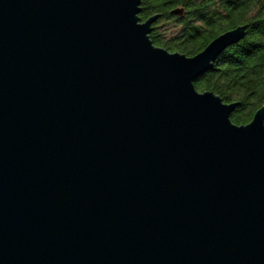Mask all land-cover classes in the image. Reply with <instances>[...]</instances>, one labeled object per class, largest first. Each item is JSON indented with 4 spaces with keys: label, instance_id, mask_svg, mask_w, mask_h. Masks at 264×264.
Returning <instances> with one entry per match:
<instances>
[{
    "label": "water",
    "instance_id": "1",
    "mask_svg": "<svg viewBox=\"0 0 264 264\" xmlns=\"http://www.w3.org/2000/svg\"><path fill=\"white\" fill-rule=\"evenodd\" d=\"M140 3L0 0V264H264V110L193 85L246 27L188 57Z\"/></svg>",
    "mask_w": 264,
    "mask_h": 264
},
{
    "label": "trees",
    "instance_id": "2",
    "mask_svg": "<svg viewBox=\"0 0 264 264\" xmlns=\"http://www.w3.org/2000/svg\"><path fill=\"white\" fill-rule=\"evenodd\" d=\"M182 7L181 18L170 11ZM158 15L149 38L169 52L194 56L218 35L245 26L244 37L228 46L193 85L211 91L226 104H237L230 114L236 125L248 124L264 110V0H141L140 21ZM171 30L161 29V22Z\"/></svg>",
    "mask_w": 264,
    "mask_h": 264
},
{
    "label": "rangeland",
    "instance_id": "3",
    "mask_svg": "<svg viewBox=\"0 0 264 264\" xmlns=\"http://www.w3.org/2000/svg\"><path fill=\"white\" fill-rule=\"evenodd\" d=\"M160 24H161L160 30L165 29L166 31L171 30L172 33L175 32L173 29L169 28V24L167 22L162 21Z\"/></svg>",
    "mask_w": 264,
    "mask_h": 264
},
{
    "label": "bare ground",
    "instance_id": "4",
    "mask_svg": "<svg viewBox=\"0 0 264 264\" xmlns=\"http://www.w3.org/2000/svg\"><path fill=\"white\" fill-rule=\"evenodd\" d=\"M178 8H182V7H178ZM183 15H184V13H183ZM174 16H177L178 18H181V17H179L178 15H174ZM183 17V16H182ZM238 43V42H237ZM223 52V51H222Z\"/></svg>",
    "mask_w": 264,
    "mask_h": 264
}]
</instances>
